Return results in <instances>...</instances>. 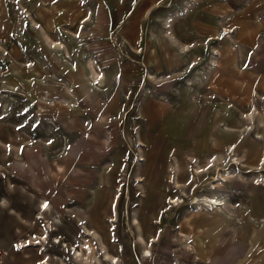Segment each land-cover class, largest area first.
Returning <instances> with one entry per match:
<instances>
[{
  "label": "rangeland",
  "instance_id": "1",
  "mask_svg": "<svg viewBox=\"0 0 264 264\" xmlns=\"http://www.w3.org/2000/svg\"><path fill=\"white\" fill-rule=\"evenodd\" d=\"M263 109L264 0H0V264H264Z\"/></svg>",
  "mask_w": 264,
  "mask_h": 264
},
{
  "label": "bare ground",
  "instance_id": "2",
  "mask_svg": "<svg viewBox=\"0 0 264 264\" xmlns=\"http://www.w3.org/2000/svg\"><path fill=\"white\" fill-rule=\"evenodd\" d=\"M31 22L35 25V22L33 20H31ZM163 25H164V29L166 28L165 34L169 38L170 37V29H171V25H172L171 19L164 20ZM170 40H171V43H173V45H174L175 41L172 40V38H170ZM44 41L47 42L48 45H50V47H52L54 54L65 52L62 43L55 41V40H52L48 35L44 36ZM189 49H190L189 46L178 47V50L180 51L181 54H185L186 51H188ZM56 57H57V55H56ZM212 61H214V60L212 59ZM91 63H93V62H91ZM88 64H89L90 73H89V75H87V85L90 84L91 88H93L95 91L102 92V89H103L104 84H105L103 74H102V72L95 71L93 68V65L90 64V62H88ZM193 81H194L193 79L188 80V82H189L188 85L192 86L194 84V85L200 86V84H199L200 82H193ZM189 89H191V88H189ZM254 111H257V110L255 109ZM251 113H248V115H247L248 121L253 118V114H251ZM258 122L260 125L264 124V109H263V111L259 112ZM248 127H247V129H248ZM244 132H247V131L244 130L243 133ZM255 138H256V140L261 139L260 138V132H256ZM64 150L66 151V148ZM230 151L233 154L232 156H234L236 158V159L234 158L235 160H233V159L232 160L236 162L237 157L234 154V152L236 151V148L232 147V149ZM64 152H63V154L66 153V152L65 153ZM238 160H240V159L238 158ZM228 162L230 163L231 161H228ZM235 162L233 164H235ZM261 162H263L262 171H264V154L262 155ZM231 164H232V162H231ZM220 177H222L224 179V181H227L229 179H232L234 177V175L232 176V174L229 171H226V172H222ZM220 182H222V181L220 180L218 183H216L215 186L213 184L211 186L217 187L218 185H220ZM169 204H172L170 207L171 208L170 210H172V209H177L180 206L181 202H180L179 198H176L175 201H173L172 199H169ZM227 205L228 204H226L225 195L223 193L215 192V191H213L211 194H204L203 196L193 198L189 204V206H192L193 208L196 209L197 214H201L204 212H205L204 214H209L210 212L216 213V214L220 213V214H222V216L224 218L227 217V215H229V210L226 209ZM192 207H191V209H192ZM37 213H38V215L36 217L37 220L41 221V222H43V221L46 222L50 231L53 229H56L57 226H59V220L57 219L56 216H54L52 209L50 208V204L44 198H39V201L37 202ZM226 213H228V214H226ZM17 217L20 221H23L25 224L29 223L27 220H23L18 215H17ZM49 229H47V230H49ZM179 234H180L179 235L180 237H184V239L182 238L183 239L182 242H188L187 240L190 239V236L187 235L186 233L181 232ZM42 240L43 241H42V243H40V246H42L44 244L47 245L48 242H47L46 238L44 237V239L42 238ZM39 241H41V239H39ZM182 242H181V245L183 247L182 248L183 253L186 256H189L191 258L193 257L194 259H197L198 257L195 254V252L193 251L194 250L193 246L188 245V244L183 245ZM29 243H30V240L19 241L20 247H25ZM96 251H97V249H96L95 245L93 244V242L90 239L85 238L84 243L82 244L81 250L80 251L75 250L73 255H72V259L74 261H76L78 264H105V262L101 261L100 257L97 255ZM143 253H145L144 258H146V259L150 256V251L148 249L144 250ZM107 255L108 254L106 253L105 256L107 257ZM118 260L119 259H117V257L112 256V257H110L108 264H118V262H119ZM42 264H48V262L44 259V260H42ZM57 264H64V262H60ZM175 264H180V263L176 262ZM181 264H185V263H181Z\"/></svg>",
  "mask_w": 264,
  "mask_h": 264
}]
</instances>
